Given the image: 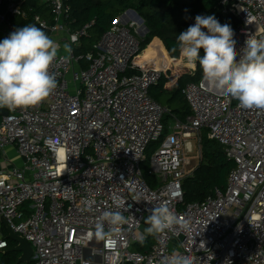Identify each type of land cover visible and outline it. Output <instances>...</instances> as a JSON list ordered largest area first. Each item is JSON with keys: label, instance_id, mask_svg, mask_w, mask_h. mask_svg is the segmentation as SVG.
<instances>
[{"label": "built area", "instance_id": "2783aa9c", "mask_svg": "<svg viewBox=\"0 0 264 264\" xmlns=\"http://www.w3.org/2000/svg\"><path fill=\"white\" fill-rule=\"evenodd\" d=\"M66 1L38 0L51 18L33 16L50 37H64L71 47L50 68L56 89L39 106L7 110L0 120V158L12 148L22 161L0 167V219L33 251L20 264H159L173 250L191 252L196 264H264V111L240 107L203 79L187 83L181 94L191 114L185 121L171 117L172 132L149 160L157 180L150 189L141 164L148 146L161 139L169 110L149 90L166 68L138 63L143 50L137 25L123 24L122 16L93 51L76 57L93 24L71 31ZM21 3L0 0V40L17 29L14 19H29L32 10ZM218 3L239 21L230 25L239 59L248 36H264V0ZM194 23L190 18L187 25ZM203 131L234 168L224 193L180 208L182 183L194 171L187 172L188 140L197 136L200 142ZM114 193L126 201L121 211L128 223L115 247H106L88 234L103 211L117 210ZM160 203L189 220L191 231L158 234L150 250L137 252L133 246L145 236L144 221ZM7 248L0 222V250Z\"/></svg>", "mask_w": 264, "mask_h": 264}, {"label": "clouds", "instance_id": "9594fccd", "mask_svg": "<svg viewBox=\"0 0 264 264\" xmlns=\"http://www.w3.org/2000/svg\"><path fill=\"white\" fill-rule=\"evenodd\" d=\"M75 39L72 37L73 42ZM177 43L189 66L198 62L204 82L235 98L244 109L264 111V36H248L242 55L237 59L232 27L221 24L214 15H197L194 25L178 35ZM60 47L35 24L17 28L0 40V108L26 110L39 106L50 97L57 87L56 76L50 68ZM63 48L65 52H71L69 44H64ZM111 200L117 210L103 211L95 221L94 230L88 234L89 238L104 242L106 247H115L123 226L128 223L121 211H126V201L115 193ZM145 223L148 226L141 243L146 236L166 231L173 234L191 231L190 221L178 216L164 203L152 209ZM196 260L191 252L185 254L173 250L162 257L159 264H196Z\"/></svg>", "mask_w": 264, "mask_h": 264}, {"label": "trees", "instance_id": "16d2710c", "mask_svg": "<svg viewBox=\"0 0 264 264\" xmlns=\"http://www.w3.org/2000/svg\"><path fill=\"white\" fill-rule=\"evenodd\" d=\"M21 2L24 10L31 9L32 12L27 20L14 19L15 27L35 24L33 22L35 14L50 20L48 9L44 5H40L38 0H21ZM218 2L219 0H67L66 4L70 8V19L67 24L71 31H77L85 25L93 24L88 29L87 36L83 37L76 47L74 55L78 57L93 51V46L109 31L116 17L126 10H134L143 19V23L149 31L141 40V51L151 43L158 41L169 57V59L166 57L157 42L142 52L141 56L137 58L138 63L153 61L156 68L162 62L166 67H169L170 63L175 65L165 69V76L149 90V94L153 100L169 110V115L165 119L171 120V117L174 116L179 121H185L191 112L181 91L187 83H199L202 80V70L198 62L195 66H189L184 61L185 58L179 51L177 37L181 32L187 30L188 20L197 15H214L221 24L234 25L229 14L222 13L223 8ZM45 32L49 35L47 31ZM173 48H176V51H173ZM203 54V49H201L200 55L203 56ZM131 74V71H126L123 75ZM5 111H7L5 108H0V120L1 114ZM164 132L165 128L161 139L148 146L147 150L151 154L159 148L162 139L166 136H164ZM199 147L200 160L192 175L182 183L183 204L180 208L191 203L201 202L216 191L224 193L228 175L234 168V163L226 158L222 146L208 139L206 131L201 134ZM141 173L149 188L155 189L157 180L150 173L147 161L141 167ZM3 233L6 237L4 228ZM153 242L154 236H147L143 243L135 244L133 249L145 253L150 250ZM7 244L9 248L15 246L9 239H7ZM19 256L20 254L16 252L0 253V264H16Z\"/></svg>", "mask_w": 264, "mask_h": 264}, {"label": "rangeland", "instance_id": "374dc122", "mask_svg": "<svg viewBox=\"0 0 264 264\" xmlns=\"http://www.w3.org/2000/svg\"><path fill=\"white\" fill-rule=\"evenodd\" d=\"M131 10V9H129ZM127 11V10H126ZM124 12L122 14H120L118 16V18H121V22L123 24H129V23H133L134 25L136 24L137 26H135V28H138L137 30V33H141L142 31H144L143 29V24H140L139 22L135 21L133 19V16L130 14V13H127V12ZM124 16V17H123ZM126 19V20H125ZM146 27V26H145ZM141 35V34H140ZM145 36V35H144ZM144 36H139L137 35L136 37L141 41L143 40ZM60 51H61V47H60ZM60 54H66V52L64 50H62V53ZM142 52L140 53L139 57L141 56ZM138 57V58H139ZM180 59H181V55H180ZM184 61L186 62V60L184 59ZM184 62V63H185ZM163 63V62H162ZM170 67H174L175 65L173 63H170L169 64ZM6 110H8L7 108H5ZM167 117V115L164 116V121H163V124H164V128H165V132H164V136L165 135H168L169 133L172 132V129L170 128L171 126V120L170 119H165ZM199 137L197 136H192L188 141L191 143V146H192V152L187 154L186 155V158H187V161L189 162V165H188V168H187V172H191L194 170V168L197 166L199 160H200V147H199V140H198ZM152 156V154L149 152V150H147L145 152V160L142 162L141 164V167L144 165V162L147 161L149 163V160H150V157ZM146 166V165H145ZM144 166V168H145ZM149 168H150V163H149ZM155 177V176H154ZM146 220V219H145ZM148 225L145 223L144 221V224L142 226V229L141 231L144 233V229L147 227ZM145 234V233H144Z\"/></svg>", "mask_w": 264, "mask_h": 264}, {"label": "water", "instance_id": "95a60500", "mask_svg": "<svg viewBox=\"0 0 264 264\" xmlns=\"http://www.w3.org/2000/svg\"><path fill=\"white\" fill-rule=\"evenodd\" d=\"M126 12L130 13L133 16V19L135 21L139 22L140 24H143V19L134 10H127ZM229 16L235 25L239 24V21L231 13H229ZM143 29H144V32L142 33V36L146 35L149 32L147 27L143 26ZM6 115H7L6 112H3L1 114V116H6ZM0 222L6 230V234H7L6 238L11 240L15 244L14 247H10L7 249L0 250V253L16 252V253L20 254L16 264L28 262L32 253H33L31 246L22 237L16 235L9 228L8 224L5 222L4 219L1 218Z\"/></svg>", "mask_w": 264, "mask_h": 264}, {"label": "crops", "instance_id": "0c3cea01", "mask_svg": "<svg viewBox=\"0 0 264 264\" xmlns=\"http://www.w3.org/2000/svg\"><path fill=\"white\" fill-rule=\"evenodd\" d=\"M126 20V19H125ZM144 31H142L139 36H142V33ZM53 40H55L60 46H61V51L59 53H62V50H64L63 48V45L64 44H67L66 41L64 40V37H58V36H53L51 37ZM158 41H155L153 43H151L149 46H147L143 51H145L147 48H150L153 44L157 43ZM158 44H160L163 52L165 53L166 57L169 59V57L167 56V53L166 51L164 50L163 46L161 45V43L158 42ZM142 51V52H143ZM145 66H155V64L153 63V61H148V62H144L143 63ZM162 65L164 66V64L162 63ZM164 68H171L170 66L169 67H166L164 66ZM3 157V158H2ZM2 159H4L6 161V163H4L2 161ZM21 165L22 164V161L16 156L15 154V151L10 148L6 151V153L4 154V156H1L0 158V167H5V168H8L10 167L11 165ZM4 228V226H3ZM5 229V228H4ZM6 231V230H5ZM7 235V234H6Z\"/></svg>", "mask_w": 264, "mask_h": 264}]
</instances>
